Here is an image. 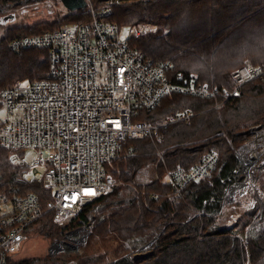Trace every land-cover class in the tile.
<instances>
[{"label":"trees","instance_id":"obj_1","mask_svg":"<svg viewBox=\"0 0 264 264\" xmlns=\"http://www.w3.org/2000/svg\"><path fill=\"white\" fill-rule=\"evenodd\" d=\"M29 1L0 0V6L18 8ZM91 1L96 8L110 7V20L120 26L156 23V32L133 38L132 44L148 58L171 62L175 73L198 75L211 88L233 89V70L246 64L264 65V0H119L111 6L106 0ZM90 4L66 17L57 15L53 21L11 27L0 33V91L19 81L46 79L50 69L47 50L12 51V39L38 35L66 22L89 21ZM241 90L240 96L219 107L216 104L221 98L174 93L152 110L142 109L133 120L154 125L187 110L194 115L189 122L171 123L160 142L153 136L128 140L124 152L130 146L134 152L110 166L113 190L87 202L78 217L64 227L47 214L49 230L55 237L64 238L68 230L90 224L88 215L98 204L95 234L108 237L116 233L126 242L157 237L147 257L133 261L129 253L137 249L134 245L114 264H247L248 260L264 264V229L248 237L245 245L240 236L207 212L208 202L225 193L240 168L237 150L248 139V128L264 126V76L246 83ZM213 150L219 153L217 168L210 177L190 182L175 206L168 198L172 188L162 182L163 175L179 167L191 168ZM16 153L0 145V201L14 194L34 193L41 204H46L52 198L51 191L42 180H25L28 169L12 160ZM149 165H155L158 178L140 184L137 176ZM87 260L97 262L91 257ZM38 261L8 259L6 264Z\"/></svg>","mask_w":264,"mask_h":264},{"label":"built area","instance_id":"obj_2","mask_svg":"<svg viewBox=\"0 0 264 264\" xmlns=\"http://www.w3.org/2000/svg\"><path fill=\"white\" fill-rule=\"evenodd\" d=\"M7 8L0 6L2 12ZM89 10V21L66 22L9 42L16 52L47 50L50 69L46 79L19 81L0 91V145L18 151L12 160L28 169L25 180H42L52 198L41 204L36 194L26 193L0 201V264L15 259L33 228L46 225L47 214L64 227L87 202L110 193L115 185L110 166L134 152L132 146L124 152L128 140L153 136L160 142L171 123L189 122L194 115L187 110L154 125L133 120L142 109L150 111L174 93L221 98L219 107L264 76V65L246 64L231 72L233 89L211 88L198 75L175 73L171 62L148 58L132 44L133 38L155 31V25L129 27V35H122L110 20L111 8L90 4ZM30 150L36 152L28 162ZM218 160L213 150L191 168L167 171L163 182L172 187L169 200L178 204L184 188L210 177Z\"/></svg>","mask_w":264,"mask_h":264},{"label":"rangeland","instance_id":"obj_3","mask_svg":"<svg viewBox=\"0 0 264 264\" xmlns=\"http://www.w3.org/2000/svg\"><path fill=\"white\" fill-rule=\"evenodd\" d=\"M89 1L96 8L95 2ZM116 1L119 0H108L106 4L111 6ZM73 13L75 11L69 10L61 0H30L21 7H9L4 12L0 11V33L3 34L11 27L53 21L57 15L66 17ZM8 15H12V18L6 19ZM146 23L156 26L153 32L158 30L156 23L141 24ZM120 28L122 35H129L128 26L123 25ZM248 130V139L237 150L240 168L232 177L225 193L221 196L215 195L207 206L210 216L218 220L221 226L234 231L245 241V245L248 237L256 236L264 229V190L261 187L264 186V126L253 125ZM35 152V150L27 151L26 161L31 162ZM155 178H158L155 165H149L139 172L137 181L140 184H147ZM171 203L175 202L171 201ZM0 207L4 210L3 206ZM99 210L100 205H94L88 215L90 224L68 230L64 238L55 237L47 227L48 223L36 225L14 260L31 258L39 260V264H86V262L92 264L87 260L91 257L94 261L97 260L95 264H114L126 254V248H132L134 245L137 249L129 253L133 261L149 255L152 251V243L157 237L144 242H126L120 241L116 233L108 237L95 234L93 227L99 216ZM247 264H251L250 260Z\"/></svg>","mask_w":264,"mask_h":264},{"label":"water","instance_id":"obj_4","mask_svg":"<svg viewBox=\"0 0 264 264\" xmlns=\"http://www.w3.org/2000/svg\"><path fill=\"white\" fill-rule=\"evenodd\" d=\"M63 4L71 11L83 9L87 6V0H61ZM2 12V10L0 9ZM12 15L6 16V19H11Z\"/></svg>","mask_w":264,"mask_h":264}]
</instances>
